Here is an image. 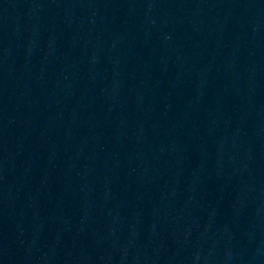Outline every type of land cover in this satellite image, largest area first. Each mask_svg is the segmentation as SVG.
I'll return each mask as SVG.
<instances>
[{
	"label": "water",
	"instance_id": "1",
	"mask_svg": "<svg viewBox=\"0 0 264 264\" xmlns=\"http://www.w3.org/2000/svg\"><path fill=\"white\" fill-rule=\"evenodd\" d=\"M0 264H264V0H0Z\"/></svg>",
	"mask_w": 264,
	"mask_h": 264
}]
</instances>
